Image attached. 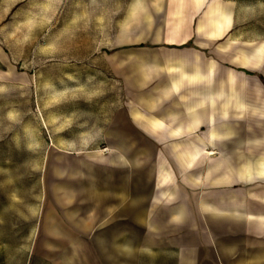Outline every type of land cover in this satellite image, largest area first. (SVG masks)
Here are the masks:
<instances>
[{"label":"crops","instance_id":"crops-1","mask_svg":"<svg viewBox=\"0 0 264 264\" xmlns=\"http://www.w3.org/2000/svg\"><path fill=\"white\" fill-rule=\"evenodd\" d=\"M119 13L89 59L116 92L68 109L55 89L40 121L34 71L18 73L0 39V241L23 240L18 203L34 191L18 190L16 162L38 145L29 263L264 264V0H128Z\"/></svg>","mask_w":264,"mask_h":264},{"label":"rangeland","instance_id":"rangeland-1","mask_svg":"<svg viewBox=\"0 0 264 264\" xmlns=\"http://www.w3.org/2000/svg\"><path fill=\"white\" fill-rule=\"evenodd\" d=\"M127 2L128 0H0V39L3 52L16 66L18 73L30 68L34 71L35 121L36 118L40 121L43 104L55 106L58 100L63 99L55 89L65 91L64 99L68 109L73 105L89 104L90 98L97 100L98 104H104L108 99L106 91L109 90L111 94L116 92L117 86L112 83L107 85L104 75L91 74L89 68L99 65H90L89 59L102 40L112 33L115 15L120 14ZM29 59L33 60V65L29 63ZM42 88L46 89L43 96ZM27 93L24 88L18 90L19 120H25L26 113L29 112V90ZM54 110L56 109L51 107L50 111ZM38 147L33 161L16 162L18 190L24 191L26 187L29 190L32 187L34 199L33 205H26L19 200L17 221L23 240L0 241V264H35L29 263L28 259L33 241L26 239L29 237L26 224L29 225L32 220L36 225L41 203V175L45 162L40 160L41 146L35 145V148ZM21 197L24 198L25 194L20 193L19 199Z\"/></svg>","mask_w":264,"mask_h":264}]
</instances>
